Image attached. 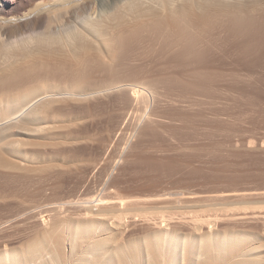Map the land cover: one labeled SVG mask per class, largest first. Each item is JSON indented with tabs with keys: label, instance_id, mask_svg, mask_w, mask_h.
Segmentation results:
<instances>
[{
	"label": "rangeland",
	"instance_id": "obj_1",
	"mask_svg": "<svg viewBox=\"0 0 264 264\" xmlns=\"http://www.w3.org/2000/svg\"><path fill=\"white\" fill-rule=\"evenodd\" d=\"M261 11L258 12L259 22L248 33L251 36L237 32L232 35L234 37H224L213 30L208 43L201 41L199 44L198 41L197 45L191 42L190 46L196 48L190 47L188 51L180 48L182 58L180 56L173 61L171 58L167 60L169 56L164 52L158 57L157 54L145 55L153 42L156 45L160 41L156 42L148 32L144 37L141 34L144 32L135 29L137 32L125 29L117 33L115 38L121 37L116 40L120 43L116 44L119 56L115 57L117 61L112 58L110 65L106 59L99 61L102 58L98 59L100 55L94 52L89 57H79L77 62L80 59L82 62L78 63L79 66H71V63L77 64L72 56L73 62H69L71 60L68 61L69 57L65 60V54L63 59L62 56L56 58L51 55L56 50L63 53L70 47L65 45L45 55L44 64L41 58L40 66H43L35 65L38 70H32L37 77L28 70L36 79L33 77L34 81H29L33 76L29 74L31 76L28 75L30 78L26 81L31 82L30 88L44 84L43 88L40 86L42 90L37 98L33 99L48 93L47 97L36 101L41 106L42 119L39 117V122L28 123V132L36 129L29 134L19 130V125L18 129L11 124L15 127L14 130L12 126V135L9 131L8 136L3 137L8 139L12 136L15 143L9 139L8 148L0 144L4 147L1 149L0 146V159H3L0 160V250L5 245L15 250L27 247V243L39 233L42 236L41 230L45 228L43 219L51 221L53 218L54 221L58 216L57 220L62 222V218H70L71 233H78L79 239L85 241L72 243L65 229L51 235L54 240L50 235L44 236L46 240L56 241L54 244L59 248L61 263L65 264L74 256L69 253L72 248L81 252L90 240L100 243V233H76L74 225L85 214V205L88 206L92 199L109 206L120 202L121 198L133 199L134 202L142 201L140 205L144 204L139 205L137 211L142 206L149 211L175 210L176 214L184 210L188 213L180 212L184 217L197 211L198 214H210L211 211L224 213L226 210L227 214L234 212L236 207H247L248 212L264 211V10ZM72 28L64 26L65 31ZM120 32L123 35H119ZM140 35L147 42L153 41L151 47L145 46L147 42L144 43ZM149 37L153 40L150 41ZM178 49V53L175 51L177 54L181 51ZM62 53L57 52L58 55ZM50 55L56 58L52 57L54 66L51 64V67L47 64ZM57 59L68 62L63 64L58 60L62 63L59 64ZM160 59L165 67L159 66L162 63ZM38 63L37 60L34 64ZM27 64L28 69L30 64ZM45 77L50 78L48 82ZM53 84L57 85H54L55 89ZM140 87H144L143 91L139 90ZM56 89L57 92L51 91ZM65 89L70 92H65ZM71 89L76 93H71ZM48 98L59 102L53 104L55 100ZM47 101L53 103H48L50 106L46 108L42 102L45 104ZM38 128L47 131L42 133ZM1 138L3 142L4 138ZM21 142H28L29 148L20 151L13 148L14 151L13 144L26 145ZM153 199L159 204L156 200L154 204ZM228 208L234 210L229 212ZM180 214L177 216L181 217ZM259 218L256 219L258 221L249 219L235 223L226 220L223 226L241 230L243 235L251 236V232L264 234V218ZM139 222L137 225L131 222V226L123 230L125 237H122L126 244L138 248L133 250L136 254L143 255L146 251L144 245L148 243L144 236L155 228L143 225L144 228ZM180 228L183 233L189 231L187 226ZM246 246L251 249V237L247 238ZM173 259L170 257L168 260L173 264H183Z\"/></svg>",
	"mask_w": 264,
	"mask_h": 264
},
{
	"label": "bare ground",
	"instance_id": "obj_2",
	"mask_svg": "<svg viewBox=\"0 0 264 264\" xmlns=\"http://www.w3.org/2000/svg\"><path fill=\"white\" fill-rule=\"evenodd\" d=\"M261 10H264V0H110L109 3H107L106 0H0V138H4L3 136H8L7 134L10 133L9 131H11L10 135H12L15 127H18V125L21 128L19 129L18 127V129L21 131L24 130L23 132L26 131V134L31 133V131L33 133V131L36 130L30 128L31 130L28 132L29 130H26V128L28 127V123L33 124L34 122H39L40 118L42 119L40 116L42 111H40L41 109L39 110L41 106L37 105V102L44 96L47 97L48 93L47 95H44V92L43 94L41 93L44 95L43 97L41 95L42 98L39 97V94L38 99L36 100L34 98L35 102H33V97H36L38 92L40 93V90H42V86L44 84L41 85L39 83V85H37V87L40 89L34 87L30 88L29 84H31V82L36 79L34 77L36 72H32V70L34 71L35 69L36 71L39 67L43 66L45 63L44 59H46L44 58L45 55L51 54L54 50L59 49L64 45L70 47H68L65 51L63 50V53L61 50H59L60 53H62L61 55L57 54V52L59 53L58 50H56L57 52H53L56 54L52 53L51 55L55 57L57 56L56 58H60L65 54V60L69 57V61L73 57L76 58L75 61L77 62L79 57L85 55V57H89V54L94 52L100 55V58L97 57L98 59L102 58L99 61L102 62V60L106 59L110 65V62L113 60L112 58L116 60L115 57L119 56L116 50V44L120 43H117L118 41L116 40L120 36H117L118 38L116 39L115 37L117 33L125 29H135L140 33L144 32L141 33L144 35V37L148 32V35H153L154 39L157 40H155L156 42L160 41L157 43L159 46L157 44L155 45V42L151 41L153 39L149 37V40L151 39L150 41L153 42V46H156L152 48V43L147 42L144 40L143 35H140L142 36L144 43L145 41L147 42L145 46L150 45L151 47L147 48L148 50L146 51L147 53H145V55L150 53L151 56H154L157 54L158 57L159 53L161 54L164 52L166 56H169L167 60L171 58L170 60L173 61L180 56L182 58L181 49L188 51L190 47H192L191 49L196 48L193 45L190 46L191 42L192 44L198 41L199 44H201V41L208 43L210 41L209 36L214 34V31L217 33V35L219 34L224 37L235 35L237 32L238 34L240 33V35L241 32L242 35L243 32H245V34L251 33V28L256 27L255 25L258 21L257 19L259 18L258 12ZM57 26H61V29H58L59 27ZM64 26H67V28L73 27L70 29L71 33H67V31L70 32V30L66 29L67 31H65ZM56 27L57 29H55ZM62 29H64L66 34L65 32L63 33ZM210 29H212V32ZM59 30H61L60 33H58ZM208 30L211 33H208ZM77 31L79 33L76 34L75 32ZM130 32L132 31L130 30ZM120 34L122 33L120 32L119 35ZM247 34L245 36L250 35ZM188 43V46L185 45ZM55 45L56 47H54ZM71 45H74L75 48H73ZM169 45L173 47V49ZM178 48H181V51ZM177 49L180 51L179 54H177ZM142 50L144 51V48ZM175 51H177V53ZM168 52L172 54L174 58L170 57L171 55L168 54ZM53 56H51V59L49 58L51 62L48 59L49 62H47V64H50L49 67L52 65L54 66V64H52ZM37 57L38 59H36V61L38 60V65L34 64L36 63L35 58ZM55 57H53V59ZM64 57L62 56V59ZM85 57L83 58L86 59ZM91 57L93 58V56ZM143 57H145L144 54ZM159 57L162 58L161 55ZM41 58L43 61L40 60ZM97 58L95 60H97ZM109 58H111L110 61ZM30 59H32V63L29 61ZM62 59H57L56 62H60L59 64L68 62L63 61ZM58 60H61L62 63ZM170 60L167 62H170ZM41 61L43 64L41 63L42 65L40 66ZM159 61H161V59ZM29 62L32 64V66ZM69 62H73V59ZM79 62L80 64L82 63L81 59ZM79 62H77V64L71 63V66H73L72 64L79 66ZM26 63L30 64L28 69L26 68ZM35 65L39 67H36ZM178 65L179 64L175 65V67ZM30 66L34 68L32 69ZM159 66L165 67V64L162 62ZM105 67L102 68L105 69ZM170 67L172 68V66ZM49 69L52 70L51 68ZM179 69L181 70V67ZM28 70L34 73V75ZM29 74L33 75L32 80L30 77H28ZM44 76L45 75H43L41 78H44ZM49 76L50 75H48V77ZM26 79L31 82L27 80L28 83H26ZM49 79L47 78L46 81ZM42 80L40 81L42 82ZM25 84L28 85L26 86ZM54 85L56 84H53V87ZM49 86L47 88H50ZM143 88L140 87V89H138L143 91ZM51 91L57 92V89L55 91ZM65 92L69 93L70 90H66ZM72 92L73 90L71 93ZM51 97L53 96L51 95ZM52 99L55 100L54 98ZM57 101L59 102V100L56 99L55 103L52 101L51 103L47 101V103L44 104L42 102V104L47 108V106H50L48 103L52 105V103L56 104ZM60 102L62 101L60 100ZM11 124H13L15 127ZM12 126L14 130H12ZM37 130L39 132H42L43 130L47 131L45 128L43 130L38 128ZM38 131L36 132L38 133ZM9 137H7L8 139H5L6 137L4 138V140L8 142L3 140V142L0 141L2 142L0 144L5 145L4 147L8 146L7 143L14 141L11 139L12 136L10 138ZM21 143H26L27 146L21 145L20 143H17L16 145L13 143L10 144L14 145L12 149L14 148L16 151L24 150L26 147H28V142ZM2 145L0 146L2 147ZM0 160L3 161V159ZM135 199L136 198H134V200ZM155 200L153 199L154 204ZM157 201L158 200H156V203ZM159 201L161 202V200ZM84 202L86 201L84 200ZM140 203H142V201ZM140 203L139 201L134 202L133 199L131 201L121 198L120 202H114L109 206L106 205L107 203L105 204L101 200H90L89 204L87 203L88 206L85 205V214H83L82 218L80 217L81 219L74 223V225L76 233L78 231L88 233L96 231L100 233V243L97 244L94 240H90L89 244L86 245V247H84L83 251L81 252L76 251L75 247L72 248L69 253L72 252L74 256L72 255L73 258L71 257L72 259L70 258V260H68L65 264H173L171 260H168L170 257L174 258V262L178 260L183 264H264L263 233L255 235L251 232V236L243 235L241 230L233 229V227L230 228L223 226L226 220L231 221L232 223L237 221L245 222V220L249 219H251V221H258L261 219L259 217L262 216V218H264V211L259 210L258 212L254 210L253 207L254 211L248 212L246 211L247 207H236L237 209L234 212H227V214L225 213L226 210L224 213L219 211L212 213L211 211L209 212L210 214H207L206 212L204 214H201V212L198 214V211L196 212V210H194L197 214L195 213L192 216L190 214L188 215L189 217H186L188 213L185 211L187 214L184 217L183 214H180V212L185 213L184 210H176L179 212L176 214L174 212L175 210H172V212H166L163 208L164 211L163 209L149 211L147 208L142 206L141 210L137 211L136 208H139ZM165 205H170V203H165ZM95 207L96 209H94ZM257 207L259 206H256V208ZM209 209L211 210L212 208ZM221 210L222 209H220V211ZM230 210L234 209L230 208ZM190 212L191 211H189V213ZM57 213L53 214L57 215ZM179 214L183 217L177 216ZM66 217H68L67 214ZM129 217H132L133 219L130 218L129 220ZM57 218L59 217L57 216L56 220L54 218V221L53 218L51 221H46V219H43V221H45V228L42 227L44 228V230L42 229L43 232L41 230L42 236H40L39 233L38 236L34 238V240L27 243V247L24 246L20 250H15L8 245H5L0 250V264H63L61 263L62 260H60V253L58 252L59 248L55 246L54 242L56 241H52L54 236L51 235H57L60 229H65L69 234L68 239L69 241L71 240L72 243H74L73 241L85 240L79 239L77 236L78 233H71L72 230L69 223L72 221H70V218L67 220L62 218L64 219V222L59 221L60 219L57 220ZM130 221L132 223L134 222L135 225H137L140 221L139 225L142 224L141 226L145 225L146 227L147 225L146 228H149L151 225H153L150 229H153V227L155 228L153 231H147V235L144 236L148 243L144 245L146 251L143 255L136 254L133 250L138 248L132 247V243V245L126 244L125 239L123 238L125 237V234L122 232L125 228L127 229V227L129 228L131 226ZM183 226H187L189 231L183 233V229L180 228H185ZM36 229L38 228L36 227ZM33 233H31V235ZM46 235H48L47 237L50 235L52 239L50 240V238H48L50 241L48 239L46 240L44 237ZM120 235L121 237L124 235L122 239L121 237L119 239ZM249 237H251V249H248L246 246L247 238ZM107 240L109 242L108 244ZM178 250L179 252H177Z\"/></svg>",
	"mask_w": 264,
	"mask_h": 264
}]
</instances>
